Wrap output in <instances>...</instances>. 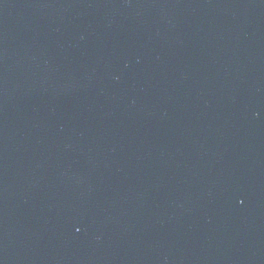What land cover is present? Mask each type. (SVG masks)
Listing matches in <instances>:
<instances>
[{"label":"water","instance_id":"water-1","mask_svg":"<svg viewBox=\"0 0 264 264\" xmlns=\"http://www.w3.org/2000/svg\"><path fill=\"white\" fill-rule=\"evenodd\" d=\"M0 264H264V0H0Z\"/></svg>","mask_w":264,"mask_h":264}]
</instances>
